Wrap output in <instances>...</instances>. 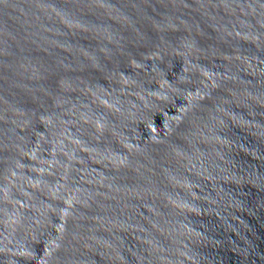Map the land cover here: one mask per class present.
Segmentation results:
<instances>
[{"label":"water","instance_id":"1","mask_svg":"<svg viewBox=\"0 0 264 264\" xmlns=\"http://www.w3.org/2000/svg\"><path fill=\"white\" fill-rule=\"evenodd\" d=\"M0 264H264V0H0Z\"/></svg>","mask_w":264,"mask_h":264}]
</instances>
